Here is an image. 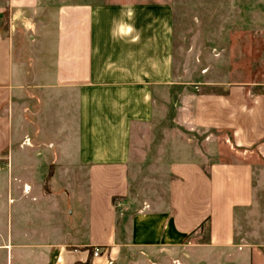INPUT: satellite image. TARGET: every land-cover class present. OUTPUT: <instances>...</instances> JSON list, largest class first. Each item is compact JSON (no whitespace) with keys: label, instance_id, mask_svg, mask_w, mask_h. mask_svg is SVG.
<instances>
[{"label":"crops","instance_id":"1","mask_svg":"<svg viewBox=\"0 0 264 264\" xmlns=\"http://www.w3.org/2000/svg\"><path fill=\"white\" fill-rule=\"evenodd\" d=\"M49 1L53 0H7L5 8L0 7V14L5 10L10 14L9 33L0 30V179L7 173L36 172L47 165L54 166L55 173L86 174V223L63 222L52 197L38 200L27 185L23 194L16 185L18 200L27 199L23 210L39 227L30 238L29 252H36L34 246L49 249L55 254L52 264H116L124 247L118 241L117 225L119 209L126 207L130 197L133 138L161 116L154 93L180 88L181 83L172 81L173 70L165 57L150 64L149 46L141 44L142 23L119 26L116 38L105 40L111 51L102 52L101 9L88 0H58L53 37L39 40L36 14ZM14 27L16 46L25 44L24 37L30 34L40 48L44 45V52L37 53L39 61L52 65L35 67L34 83L29 85L21 83L24 75L14 60ZM27 41L31 40L25 45ZM121 45L124 53L118 54ZM31 58L36 60V54ZM197 85L208 90L190 89L183 96L188 116L182 117L181 107L175 108L173 121L183 120L191 130L210 132L208 140L214 132L220 133L228 158L208 160L193 152L182 159L177 149L163 178L166 204L148 216L146 210L138 214L132 235L145 245L152 226L159 233L157 241L169 244L203 232L206 243L201 246L223 251L238 247L242 253L238 264H264V243L237 238L239 226L250 220L259 222L253 225V234L264 235L260 228L264 220V84L257 92L250 84L223 83L220 92L212 91L209 87L216 86L207 82ZM26 104L28 133L23 132ZM25 134L28 144L22 142ZM41 141L47 143L40 145ZM208 152L211 157L213 149ZM5 155L10 156L9 163L2 160ZM61 179L68 185L67 177ZM42 203L48 208H37ZM41 236L49 241H33ZM23 244L16 245L18 251ZM95 248L100 250L97 257L92 256Z\"/></svg>","mask_w":264,"mask_h":264},{"label":"rangeland","instance_id":"2","mask_svg":"<svg viewBox=\"0 0 264 264\" xmlns=\"http://www.w3.org/2000/svg\"><path fill=\"white\" fill-rule=\"evenodd\" d=\"M57 1L45 3L41 13L36 14L41 41L45 38L50 41L53 37V15ZM63 1L76 2V0ZM88 1L92 5L100 6L101 9L102 52L111 51L105 40L108 36L115 39L119 26L133 24L135 27L142 23V30H139L144 35L141 44L149 46L150 64L155 63L156 60L158 63L162 56L165 57L169 68L173 70L172 81L181 83L180 88L175 86L176 88H171L168 92L154 93L161 116L149 128L141 127L133 138L130 197L126 207L119 209L117 225L118 241L124 247L118 255L116 264H238L242 260V253L239 252L238 247L230 251L208 249L201 246L206 243L203 232L197 237L190 236L181 243L168 244L161 240L157 241L156 236L159 233L152 231L154 227L151 226V233H148L145 245H139L132 234L137 227L138 214L146 210L145 216H148L152 211H161L166 204L163 178L166 176V165L175 159L174 152L177 149L181 151L182 159L190 157L193 152H196L197 157L208 160L228 158L226 145L220 133L214 132L208 140L210 132L191 130L183 120L173 121V112L175 108L181 107L182 117L188 116V103H184L183 96L194 87L200 92L208 90L207 87L197 85L200 82L213 84L216 87L209 88L215 92L221 91L219 86L223 83L250 84L256 86L254 87L256 92L262 89L264 0ZM6 3L7 0H0V7L5 8ZM1 23L5 29L4 31L0 28L1 32L9 33L10 14L7 10L0 14ZM145 23L149 24L147 29ZM135 30L136 28H133V31ZM13 35L14 60L16 63L17 58L19 68L24 75L20 81L27 85L32 84L35 79L33 74L35 67L43 69L51 68L52 65L49 61H39L40 56L37 53L44 52V45L41 49L30 34L24 37L25 44L28 38L31 40L27 41L29 45L22 42L21 46H16V27ZM136 42L134 41V44ZM19 48L22 52L16 51ZM132 48L135 50L136 46L133 45ZM32 53L33 56L36 54V60H32ZM119 53H124V45L118 46ZM119 62L125 63L122 59ZM179 95L182 97L181 102L178 101ZM13 115L16 122V102ZM24 116L23 132L28 133V104L25 106ZM41 136H45L43 131ZM23 139L24 144L30 141L27 134ZM43 143L47 142L41 141L40 145ZM16 145L15 137L12 143L15 154ZM209 149H213L211 157H209ZM2 160L9 163L10 156L5 155ZM51 166L47 165L30 173L14 171L0 179V264H52L55 260V254L49 252V249L34 246L36 252H29L30 238L39 227L35 228L33 217L28 211L23 210L22 203L27 206V199L21 197V203L16 197L17 184L21 186L22 194L27 185L32 197L38 200L45 196L52 197L57 205L55 209L60 210L58 218L63 222L67 220L75 224L83 220L87 222L86 174L55 173L54 166ZM61 176L64 179L67 177L68 185L63 183ZM73 192H77L76 195L73 196ZM30 206L33 207V204ZM37 208L46 209L48 206L42 203L38 204ZM55 223L58 222L53 224ZM261 223V235H263L264 220ZM254 224L258 226L259 222L250 220L242 223L238 229L241 235L237 238L247 243L253 241L264 243V235L260 238L253 234ZM48 239L41 236L33 241L40 244L44 240L48 242ZM19 242H24L21 251L16 247ZM4 246L9 249H2Z\"/></svg>","mask_w":264,"mask_h":264},{"label":"built area","instance_id":"3","mask_svg":"<svg viewBox=\"0 0 264 264\" xmlns=\"http://www.w3.org/2000/svg\"><path fill=\"white\" fill-rule=\"evenodd\" d=\"M100 254V250L98 248H95L92 252L93 257H97Z\"/></svg>","mask_w":264,"mask_h":264},{"label":"trees","instance_id":"4","mask_svg":"<svg viewBox=\"0 0 264 264\" xmlns=\"http://www.w3.org/2000/svg\"><path fill=\"white\" fill-rule=\"evenodd\" d=\"M0 28H3V27H2V23L0 24ZM3 30L5 31V29H4V28H3Z\"/></svg>","mask_w":264,"mask_h":264}]
</instances>
